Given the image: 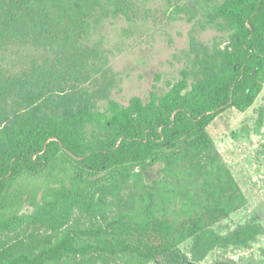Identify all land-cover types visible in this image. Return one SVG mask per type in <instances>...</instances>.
Returning a JSON list of instances; mask_svg holds the SVG:
<instances>
[{
    "label": "trees",
    "instance_id": "16d2710c",
    "mask_svg": "<svg viewBox=\"0 0 264 264\" xmlns=\"http://www.w3.org/2000/svg\"><path fill=\"white\" fill-rule=\"evenodd\" d=\"M131 9V0H0V52L30 48L58 66L35 63L19 79L0 69V264H199L264 234L259 222L225 236L213 228L247 198L208 130L264 90V0H223L211 19L232 31L227 47L206 52L166 94L110 100L100 113L68 84L94 54L91 31ZM175 168L189 172L188 219L158 217L151 194L136 216L99 219L136 169L157 185ZM188 241L190 256L180 249Z\"/></svg>",
    "mask_w": 264,
    "mask_h": 264
},
{
    "label": "rangeland",
    "instance_id": "374dc122",
    "mask_svg": "<svg viewBox=\"0 0 264 264\" xmlns=\"http://www.w3.org/2000/svg\"><path fill=\"white\" fill-rule=\"evenodd\" d=\"M131 1L128 15H111L91 31L87 45L94 54L83 57L84 78L81 75L68 84L69 88L75 85L80 91L87 90L100 113L107 111L110 100L127 107L134 97L147 102L152 91L166 94L183 78V71L190 70L206 52L227 47L232 35L223 21L211 19L223 0ZM55 62L54 55H39L30 48L0 52V69L17 79L29 74L35 63L58 67ZM208 130L221 161L247 198L244 208L217 217L213 228L225 236L251 223L264 226V90L246 113L230 109ZM160 168L156 167L152 176ZM155 179L157 185L136 169L129 183L106 201L99 219L136 216L150 202V194L158 217L188 219L189 210L182 211V202H189V172L163 169ZM180 249L190 256L189 241ZM149 264L166 263L158 260ZM199 264H264V234L249 248L218 247Z\"/></svg>",
    "mask_w": 264,
    "mask_h": 264
}]
</instances>
